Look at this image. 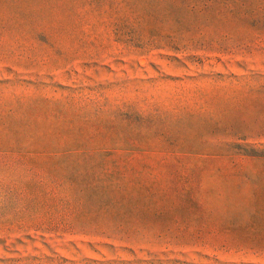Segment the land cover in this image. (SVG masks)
Listing matches in <instances>:
<instances>
[{
  "label": "rangeland",
  "instance_id": "rangeland-1",
  "mask_svg": "<svg viewBox=\"0 0 264 264\" xmlns=\"http://www.w3.org/2000/svg\"><path fill=\"white\" fill-rule=\"evenodd\" d=\"M0 264H264V0H0Z\"/></svg>",
  "mask_w": 264,
  "mask_h": 264
}]
</instances>
